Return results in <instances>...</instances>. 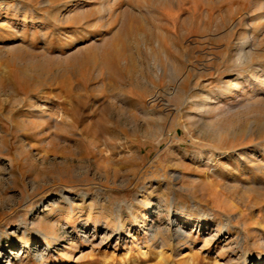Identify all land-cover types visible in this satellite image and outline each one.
Segmentation results:
<instances>
[{
	"label": "rangeland",
	"instance_id": "obj_1",
	"mask_svg": "<svg viewBox=\"0 0 264 264\" xmlns=\"http://www.w3.org/2000/svg\"><path fill=\"white\" fill-rule=\"evenodd\" d=\"M0 264H264V0H0Z\"/></svg>",
	"mask_w": 264,
	"mask_h": 264
},
{
	"label": "bare ground",
	"instance_id": "obj_2",
	"mask_svg": "<svg viewBox=\"0 0 264 264\" xmlns=\"http://www.w3.org/2000/svg\"><path fill=\"white\" fill-rule=\"evenodd\" d=\"M208 215H210L208 213ZM226 224L228 223V219H226ZM225 227V226H224ZM172 232L170 233L169 237H168V241L169 244L172 245L173 242H176L178 240V238L184 236L185 232L182 230V228L178 225L176 226L173 230H171ZM42 234L45 235L44 232H42ZM162 253V251H160Z\"/></svg>",
	"mask_w": 264,
	"mask_h": 264
}]
</instances>
